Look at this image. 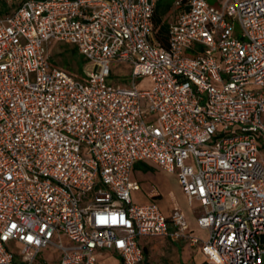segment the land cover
<instances>
[{
  "label": "built area",
  "instance_id": "obj_1",
  "mask_svg": "<svg viewBox=\"0 0 264 264\" xmlns=\"http://www.w3.org/2000/svg\"><path fill=\"white\" fill-rule=\"evenodd\" d=\"M159 1L0 0V264H142L147 238L264 264V0H174L167 48ZM54 42L83 79L51 68ZM139 162L175 174L206 239L133 201Z\"/></svg>",
  "mask_w": 264,
  "mask_h": 264
},
{
  "label": "rangeland",
  "instance_id": "obj_2",
  "mask_svg": "<svg viewBox=\"0 0 264 264\" xmlns=\"http://www.w3.org/2000/svg\"><path fill=\"white\" fill-rule=\"evenodd\" d=\"M208 3L215 8H220L224 0H207ZM174 0H162L163 5H171ZM175 15L173 12H168L163 18L166 22H171ZM49 52L51 55L50 66L51 68H57L60 70H70L77 74L80 62L84 60L82 56L73 54V47L61 43H51L49 46ZM112 75L109 78V83L120 84L130 82V68L128 65L112 64ZM138 85H140L138 83ZM146 87V86H145ZM152 170L145 173L141 170L135 171L136 181L142 182V193H133L135 200L139 202L146 201L152 192L159 194L160 196L154 199L161 210L166 214H170L173 210L179 209L187 213L192 217V210L189 207L179 185L176 180L175 174L162 171L155 167L151 162H146ZM135 194V195H134ZM206 231H196V237L200 239H206L203 237ZM16 245H11V248H15ZM145 249L147 251V259L143 264H196L200 260L199 251L185 250L180 255L176 246L169 239L154 238L148 240L145 243ZM19 254V250L15 251ZM51 252H42L37 261V264H45V259L49 258ZM99 264H121L120 260L112 255L104 254L98 257Z\"/></svg>",
  "mask_w": 264,
  "mask_h": 264
},
{
  "label": "crops",
  "instance_id": "obj_3",
  "mask_svg": "<svg viewBox=\"0 0 264 264\" xmlns=\"http://www.w3.org/2000/svg\"><path fill=\"white\" fill-rule=\"evenodd\" d=\"M137 165H139V166H137ZM144 166H148V167H150L148 164H146V163H144V162H139V163H137V164L135 165L134 170H133L132 180L135 181V182H137V183L140 185V190L137 191V192H134L135 194H137V193H142V186H141V185H142V182H140V181H136L135 171H136V170H141V171H143V172H145V173H148L149 171L152 170V167H150L151 170H149V171L146 172V171L143 169ZM156 168H157V167H156ZM135 194H134V195H135ZM159 196H160L159 194H155V192H152V193L150 194V196H149V199H145L146 201H144L143 203H142V202H139V201H137V200H135L134 197H133V201H134L136 204H139V205H147V204H150V203L154 202V199L157 198V197H159ZM184 197H185V196H184ZM185 199H186V198H185ZM186 201H187V200H186ZM188 205H189V204H188ZM189 207H190L191 210H192V213H191V214H192V217L189 216V215H188L187 213H185L184 211H182V210H180V211L184 214V216H185V218H186V220H187V223H188V225H189V231L191 232V234L194 235V236H197V235H196V231H200V232H202V230L199 229L198 224H197V220H198V217H199V212L196 210V208H192L190 205H189ZM175 210H179V209H175ZM175 210H173L169 215L166 214V213H164L163 210H162V211H163V213L165 214L166 217L170 218ZM205 236H207V232L205 233V235H204L203 237L205 238ZM151 239H154V238H147V239H144V240H143V247H144V248H145V243H146L148 240H151ZM159 239H163V240H165L164 238H159ZM170 241H172V240H170ZM172 242H173L174 245L176 246V248H177V250H178V252H179L180 255H181L182 252L185 251V250H189V251H193V252L197 250V253H198V251H199V255H200L201 258H200V260H198V261L196 262V264H202V263L205 261V257H204V255L202 254V252H201V248H200L199 245L192 247L191 245H189V244H188L187 242H185V241H172Z\"/></svg>",
  "mask_w": 264,
  "mask_h": 264
},
{
  "label": "trees",
  "instance_id": "obj_4",
  "mask_svg": "<svg viewBox=\"0 0 264 264\" xmlns=\"http://www.w3.org/2000/svg\"><path fill=\"white\" fill-rule=\"evenodd\" d=\"M162 0L159 1L153 21H154V26H155V36L157 41L160 43L161 46L167 48L168 47V40H169V27H170V22H166L163 18L168 14V12L171 11L172 4L171 5H163ZM73 54L79 55V52L77 51L76 48L73 47ZM86 65V60H82L80 62V66L78 67V72L77 74L74 73L73 71L66 70L70 75L78 78V79H83V69ZM139 166V165H137ZM143 169L147 172L151 170L150 167L144 166ZM144 257L147 259V251L144 248ZM145 259L143 263L145 262ZM142 263V264H143Z\"/></svg>",
  "mask_w": 264,
  "mask_h": 264
}]
</instances>
